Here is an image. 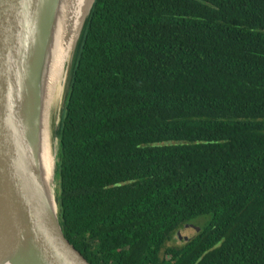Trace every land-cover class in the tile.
<instances>
[{
    "label": "trees",
    "instance_id": "1",
    "mask_svg": "<svg viewBox=\"0 0 264 264\" xmlns=\"http://www.w3.org/2000/svg\"><path fill=\"white\" fill-rule=\"evenodd\" d=\"M56 159L87 264H264V0H93Z\"/></svg>",
    "mask_w": 264,
    "mask_h": 264
},
{
    "label": "water",
    "instance_id": "2",
    "mask_svg": "<svg viewBox=\"0 0 264 264\" xmlns=\"http://www.w3.org/2000/svg\"><path fill=\"white\" fill-rule=\"evenodd\" d=\"M64 2L0 0V264H87L58 224L56 163L48 185L39 161L44 75Z\"/></svg>",
    "mask_w": 264,
    "mask_h": 264
},
{
    "label": "bare ground",
    "instance_id": "3",
    "mask_svg": "<svg viewBox=\"0 0 264 264\" xmlns=\"http://www.w3.org/2000/svg\"><path fill=\"white\" fill-rule=\"evenodd\" d=\"M88 2L89 0H65L60 10L45 69L39 161L42 179L48 185H50L51 180L53 158L47 120L50 111L55 109L61 100L65 65L74 47Z\"/></svg>",
    "mask_w": 264,
    "mask_h": 264
},
{
    "label": "rangeland",
    "instance_id": "4",
    "mask_svg": "<svg viewBox=\"0 0 264 264\" xmlns=\"http://www.w3.org/2000/svg\"><path fill=\"white\" fill-rule=\"evenodd\" d=\"M85 18V16H84ZM83 18V20H84ZM82 20V22H83ZM81 22V23H82ZM76 42V41H75ZM75 47V44H74ZM74 47L72 49V52L70 54L69 60L65 65V76H64V81H63V89H62V95H61V100L57 104L55 109H52L49 113L48 120H47V130L49 133V139H50V145H51V154L53 158V169H54V164L56 163V151H57V126L58 122L60 119V115L63 109V104H64V99L67 91V82H68V75H69V70L71 66V61L73 58V52H74ZM56 121V122H55ZM56 124V125H55ZM53 172V170H52ZM54 179V181H53ZM52 183L51 184V190L55 187V178L52 177ZM207 217H202L197 219V221L192 222L188 225H185L181 227L177 232L174 233L172 236L171 240L166 243L167 247H180L184 243H186L188 240L193 238L199 231V227L202 225L203 222H205Z\"/></svg>",
    "mask_w": 264,
    "mask_h": 264
}]
</instances>
